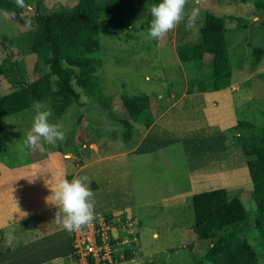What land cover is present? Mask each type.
<instances>
[{
	"label": "rangeland",
	"instance_id": "1",
	"mask_svg": "<svg viewBox=\"0 0 264 264\" xmlns=\"http://www.w3.org/2000/svg\"><path fill=\"white\" fill-rule=\"evenodd\" d=\"M30 1L29 5L19 6L11 13H0V44L33 29L38 19L57 29L48 16L74 8L79 0ZM153 5V0H130L129 7L136 19L135 30L118 32L120 40L113 31L103 29L97 40L81 31L67 37V42L78 55L103 61L97 75L105 97L111 101L119 118H127L123 97L148 95L154 123L146 127L145 119L141 123L130 120L134 133L126 144L124 130L83 94L80 103L62 117L55 116L51 106L45 104L46 110L52 113L49 122L64 132L65 139L56 145L41 140V151L26 144L36 115L32 106L20 116L0 120V135L9 143L8 150L0 153V163L8 167L31 165L30 168L42 178H29L32 187L52 182L59 168L67 173H63L62 178L70 181L68 174L74 173L77 165L88 167L78 177L87 175L91 180L90 190L97 196L102 193V199L95 202V211L98 206L106 210L113 202L120 212L127 209L131 214L123 221L116 215L111 221L114 223L111 235L117 240L114 249L117 260L99 264L200 262L209 243L194 234L195 216L190 200L196 194L217 189H226L244 204L249 229L246 238L259 252V264H264V250L255 240L258 233L253 183L239 143L240 135L235 130L239 120L264 127V10H258L254 0L247 3L188 0L185 22L158 40L149 34ZM193 11L197 13L195 27L188 29L185 26L187 17ZM206 12L241 17L249 26L242 28L237 23H227L233 67L231 87L219 92L188 95L187 75L178 58L177 47L199 41ZM260 52H263L262 56ZM10 57L13 61L19 60L14 49L0 47V61ZM212 63V57L207 55L197 68L201 73H207ZM24 68L28 81L41 78L49 71L38 65L34 58L25 62ZM14 90L0 77V98ZM137 145L139 151L123 152L131 151ZM113 152L119 156L112 160L94 157V154H100L104 158ZM95 160L100 162L91 166ZM94 178L101 179V191L92 188ZM107 190L112 194H107ZM40 193L38 208L48 204V194ZM29 201L35 205V198ZM57 211L38 215L28 223L34 228L39 224L48 227L47 221ZM107 211L105 215L110 214ZM34 233L33 237L39 238L47 235L42 228ZM71 234L75 237L74 232ZM48 241L50 237L43 239L44 247ZM16 242L14 239L10 246ZM128 251L132 254L130 260L125 259ZM67 256L71 261L65 264H86L75 250Z\"/></svg>",
	"mask_w": 264,
	"mask_h": 264
},
{
	"label": "trees",
	"instance_id": "2",
	"mask_svg": "<svg viewBox=\"0 0 264 264\" xmlns=\"http://www.w3.org/2000/svg\"><path fill=\"white\" fill-rule=\"evenodd\" d=\"M233 1L247 3L252 0ZM254 1L258 10H264V0ZM30 2L23 0V6ZM153 2L158 5L162 0ZM129 4L130 0H79L74 8L48 16V20L58 26L57 29L38 19L33 29L5 39L0 47L14 49L19 60L13 61L10 57L0 61V77L15 88L0 98V120L20 116L36 102L49 104L55 116L62 117L76 103H80L84 94L124 130L126 144L134 133V125L130 120L141 123L145 119L146 127H150L154 122L150 97H123L127 118H119L111 101L105 97L101 79L97 75L103 61L78 55L67 42V37L81 31L97 40L103 29L111 30L117 36L118 32L135 30L136 19ZM19 6L18 0H0V13H11ZM228 22L237 23L239 27L242 25V28L249 26L241 17L216 16L206 12L199 41L177 47L178 58L187 75L188 95L219 92L231 87L233 67ZM259 54L262 56L263 52ZM207 55L212 57L213 63L207 73H201L197 67ZM31 58L49 71L41 78L28 81L24 63ZM253 60L256 61V58L253 57ZM235 130L240 135L239 143L247 158L253 183L252 194L257 205L255 229L258 238L255 240L264 250V127L239 120ZM8 148V140L0 135V153ZM16 166L19 165L9 167ZM190 201L195 216L194 234L199 240L209 243L206 255L196 264H259V252L246 238L249 230L247 211L238 198L232 197L226 189H217L196 194ZM105 216H108L109 221L115 219L112 213ZM110 242L117 244L115 239ZM3 243L4 237L0 231V257L10 252ZM114 259L117 260V255ZM125 259H132L129 251Z\"/></svg>",
	"mask_w": 264,
	"mask_h": 264
},
{
	"label": "crops",
	"instance_id": "3",
	"mask_svg": "<svg viewBox=\"0 0 264 264\" xmlns=\"http://www.w3.org/2000/svg\"><path fill=\"white\" fill-rule=\"evenodd\" d=\"M139 145L131 151L125 152L124 150L123 152L131 153L133 151H139ZM98 156H101L103 160H112L113 157L119 156V154H108L107 157L104 158L100 154H94V157ZM99 162L100 161L97 162V160H95L91 166ZM60 163L63 166H67L63 161H60ZM25 165L28 164L11 168L0 163V231L3 233L4 237L3 246H9L8 248L10 249V252H7L0 257V264H65L64 262L71 261L66 257H68L67 254L70 251H74V236L63 229L62 226L54 222L56 214L51 215L50 220L47 221L49 222L48 227L39 224L34 228L31 223L28 222H32L31 220L38 215L57 210V208L51 204H46V206L42 205L41 208H38V194L42 195L40 193L42 192L43 194L47 193V196H50L52 194L51 187H55L60 181L65 180L66 178H62V175L63 173H67L66 171H63L62 168H59L60 170L57 172L56 179H53L52 182L43 183L40 186H37L39 187L37 189L36 186H30L31 183H28V180L32 177H35V180H41L42 178L37 175L33 168H30L31 165ZM86 167L87 166L85 165H77V170L72 174H68L70 176V181L73 178H77ZM69 176L67 177L69 178ZM101 183L102 181L100 178L96 180L94 178L91 186L92 188H95V191H101L103 188V184ZM108 193L112 194L107 190V194ZM102 197V193L98 196L94 194L95 202L101 200ZM31 198H35L34 206L31 201L28 202ZM111 204L106 210L102 209V206H98L97 211H95V216L105 215L108 209L107 212L112 213V215H119L121 221L131 216L129 210L125 209L123 210L124 213H122L119 211V208H115L116 206L113 202H111ZM100 210H104L105 212ZM39 226L47 235L42 238L33 237V234L36 235L34 232L41 229ZM22 228H24L23 231ZM7 233H11L15 237L14 239L17 240L13 246L6 244ZM48 237H50V241H48L46 247H44L42 241ZM47 251L48 254H46Z\"/></svg>",
	"mask_w": 264,
	"mask_h": 264
},
{
	"label": "clouds",
	"instance_id": "4",
	"mask_svg": "<svg viewBox=\"0 0 264 264\" xmlns=\"http://www.w3.org/2000/svg\"><path fill=\"white\" fill-rule=\"evenodd\" d=\"M18 3L22 6L23 0H18ZM187 4L188 0H162L158 5H153L150 10L153 17L149 28L150 36L153 39H164L169 32L185 22ZM196 15V11H193L192 15L187 17L186 28L195 27ZM33 107L36 115L26 144L34 150L42 151L41 140L49 145L62 142L65 134L57 125L49 122L52 113L46 110L47 105L36 102ZM90 183V177L87 175L73 178L71 181L65 179L51 187L52 194L46 197V203L58 209L54 222L69 233L90 227L95 219V200L89 187ZM13 240L14 236L7 233L6 242L11 245Z\"/></svg>",
	"mask_w": 264,
	"mask_h": 264
},
{
	"label": "built area",
	"instance_id": "5",
	"mask_svg": "<svg viewBox=\"0 0 264 264\" xmlns=\"http://www.w3.org/2000/svg\"><path fill=\"white\" fill-rule=\"evenodd\" d=\"M111 221L105 215L95 216L90 227L74 231L75 251L86 264L112 263L116 261L115 245L110 240L114 237ZM119 240V239H118Z\"/></svg>",
	"mask_w": 264,
	"mask_h": 264
}]
</instances>
